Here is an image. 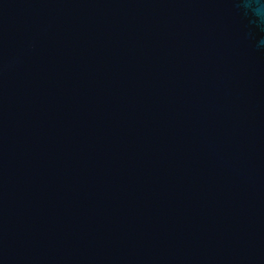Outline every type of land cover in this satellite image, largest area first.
<instances>
[{
  "label": "water",
  "instance_id": "water-1",
  "mask_svg": "<svg viewBox=\"0 0 264 264\" xmlns=\"http://www.w3.org/2000/svg\"><path fill=\"white\" fill-rule=\"evenodd\" d=\"M239 0H0V264H264V38Z\"/></svg>",
  "mask_w": 264,
  "mask_h": 264
},
{
  "label": "clouds",
  "instance_id": "clouds-1",
  "mask_svg": "<svg viewBox=\"0 0 264 264\" xmlns=\"http://www.w3.org/2000/svg\"><path fill=\"white\" fill-rule=\"evenodd\" d=\"M239 3L253 15L252 23L264 31V0H239ZM257 47L264 48V38L258 41Z\"/></svg>",
  "mask_w": 264,
  "mask_h": 264
}]
</instances>
